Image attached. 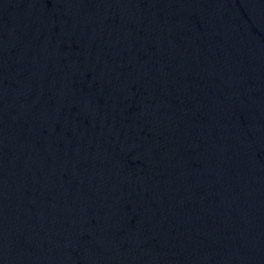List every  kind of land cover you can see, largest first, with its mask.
I'll return each mask as SVG.
<instances>
[{"label": "water", "instance_id": "water-1", "mask_svg": "<svg viewBox=\"0 0 264 264\" xmlns=\"http://www.w3.org/2000/svg\"><path fill=\"white\" fill-rule=\"evenodd\" d=\"M0 264H264V0H0Z\"/></svg>", "mask_w": 264, "mask_h": 264}]
</instances>
